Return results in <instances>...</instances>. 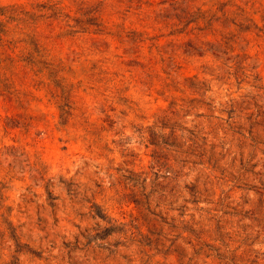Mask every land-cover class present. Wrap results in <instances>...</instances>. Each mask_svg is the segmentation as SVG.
<instances>
[{
  "label": "rangeland",
  "instance_id": "374dc122",
  "mask_svg": "<svg viewBox=\"0 0 264 264\" xmlns=\"http://www.w3.org/2000/svg\"><path fill=\"white\" fill-rule=\"evenodd\" d=\"M0 264H264V0H0Z\"/></svg>",
  "mask_w": 264,
  "mask_h": 264
}]
</instances>
